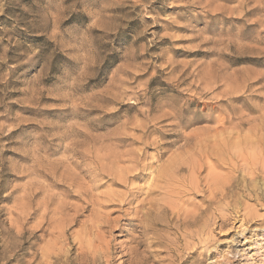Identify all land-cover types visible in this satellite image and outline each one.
Masks as SVG:
<instances>
[{
	"label": "rangeland",
	"instance_id": "obj_1",
	"mask_svg": "<svg viewBox=\"0 0 264 264\" xmlns=\"http://www.w3.org/2000/svg\"><path fill=\"white\" fill-rule=\"evenodd\" d=\"M142 149L145 173L187 169L139 223L149 173L122 209L101 174ZM107 243L111 264H264V0H0V264H106Z\"/></svg>",
	"mask_w": 264,
	"mask_h": 264
},
{
	"label": "bare ground",
	"instance_id": "obj_2",
	"mask_svg": "<svg viewBox=\"0 0 264 264\" xmlns=\"http://www.w3.org/2000/svg\"><path fill=\"white\" fill-rule=\"evenodd\" d=\"M238 85V84H237ZM172 111V110H171ZM176 111H177V109H176ZM165 112H167V113H169V111H165ZM173 113H174V109H173V111H172ZM172 113V114H173ZM171 114V113H170ZM174 116H175V114H173ZM177 115V114H176ZM163 116V115H162ZM161 117V116H160ZM171 117V116H170ZM173 117V116H172ZM177 118V116H175V117H173V119H176ZM147 119V118H146ZM157 119V118H156ZM160 119V118H159ZM158 119V120H159ZM178 119V118H177ZM152 120V119H151ZM234 120V119H233ZM233 120H228L229 121V123H231L230 121H233ZM236 120V119H235ZM242 120V119H241ZM191 121V120H190ZM155 122V121H154ZM160 122H162V121H160ZM173 122V124H174V122H175V120L173 121L172 119H171V122H170V125H171V123ZM177 122V121H176ZM235 122V121H234ZM246 122H247V120H246ZM245 122V123H246ZM167 123V122H166ZM239 123V122H238ZM247 123H249V122H247ZM247 123H246V125H247ZM221 124H222V122H221ZM225 124V123H224ZM166 125V124H165ZM164 125V126H165ZM176 125V124H175ZM181 125V124H180ZM191 125V124H190ZM223 125V124H222ZM227 125H228V123H227ZM233 125V124H232ZM231 124L230 125H228L229 127L230 126H232ZM236 125H239V124H236ZM235 125V123H234V126H236ZM241 125H242V123H241ZM243 125H244V121H243ZM159 126H160V124H159ZM167 126V125H166ZM169 126V125H168ZM183 126V125H182ZM221 126V125H220ZM225 126V125H224ZM240 126V125H239ZM174 127V126H173ZM172 127V128H173ZM177 127V126H176ZM180 127V126H179ZM242 127V126H241ZM240 127V128H241ZM146 128V127H145ZM144 128V129H145ZM186 128V127H185ZM220 128H222V127H220ZM225 128V127H224ZM235 128V127H234ZM239 128V129H240ZM144 129H142V130H144ZM152 129V128H151ZM154 129V128H153ZM174 129V128H173ZM176 129V128H175ZM181 129V128H180ZM183 129V128H182ZM225 129H227V126H226V128ZM233 129V128H232ZM239 129H237V130H239ZM258 129V128H257ZM161 130V129H160ZM236 130V129H235ZM145 131V130H144ZM162 131V130H161ZM223 131V130H222ZM221 131V132H222ZM225 131V130H224ZM172 132H173V130H172ZM179 132V131H178ZM225 132H227V131H225ZM242 132V131H241ZM158 133V132H157ZM161 133V132H160ZM169 133H171V132H169ZM224 133V132H223ZM152 134V133H151ZM176 134V133H175ZM164 135V134H163ZM182 134H180V136H181ZM224 135V134H223ZM150 136V135H149ZM169 136V135H168ZM183 136V135H182ZM144 137V136H143ZM177 137V136H176ZM175 137V138H176ZM222 137V136H221ZM150 138V137H149ZM164 138V137H163ZM163 138H160L161 140L163 139ZM224 138V137H223ZM138 139H141V138H139L138 137ZM137 139V140H138ZM148 139V138H147ZM146 139V140H147ZM184 139V138H183ZM186 139H187V137H186ZM226 139V138H225ZM131 140V139H130ZM153 140V139H152ZM163 140H165V139H163ZM179 140H181V138H179ZM190 140V139H189ZM128 141V140H127ZM141 141V140H140ZM139 141V142H140ZM184 141V140H183ZM192 140H190V142H191ZM225 141V140H224ZM236 141V140H235ZM138 142V143H139ZM143 142V141H142ZM150 142V141H149ZM155 142H156V140H155ZM154 142V143H155ZM165 142V141H164ZM176 142V141H175ZM175 142H174V144H175ZM180 142V141H179ZM189 142V143H190ZM222 142V141H221ZM221 142H219V143H221ZM226 142V141H225ZM225 142H223V144L225 143ZM133 143H134V140H133ZM132 143V144H133ZM148 142H145V140H144V142H143V145H146ZM154 143H151V144H154ZM169 143V142H168ZM186 143H187V141H186ZM215 143V142H214ZM228 143V142H227ZM248 143V142H247ZM135 144V143H134ZM141 144V143H140ZM157 144V143H156ZM184 144H185V142H184ZM117 145V144H116ZM123 145V144H122ZM124 145H126V143L124 144ZM143 145H142V147H143ZM161 145H165V144H162V142L160 141V144H159V146H160V148H161ZM172 145V144H171ZM194 145V144H193ZM221 145V144H220ZM227 145V144H226ZM248 145V144H247ZM118 146V145H117ZM116 146V147H117ZM129 146H131V145H129ZM134 146V145H133ZM173 146V145H172ZM224 146H225V144H224ZM170 147V146H169ZM186 147V150L188 149L187 147L188 146H185ZM227 147V146H226ZM123 148V147H122ZM149 148V147H148ZM195 148V147H194ZM193 148V149H194ZM198 148V147H197ZM222 148H223V146H222ZM225 148V147H224ZM229 148V147H228ZM119 149V148H118ZM144 149V148H143ZM143 149H142V151H138V152H129L128 154H118L114 159H113V161L111 162V167L110 168H108L106 171H104L105 173H103V174H101L102 176H103V179H101L102 178V176L100 175V176H98V175H96V177L98 176V177H101L100 179L101 180H104V178L106 179V182L107 183H110L111 185H116V186H121V187H123L124 189H125V193H124V195H119V194H117L113 199H111V201L109 200V202H113V203H118L119 204V206H120V208L122 209L123 207H125L126 205H127V202H128V198H129V196L130 195H132L133 193H137V192H139V193H141V191H139V188L135 185V186H132L131 184H129L130 182H132L133 180H139V179H144V176L146 175V173H149V175H150V178H148L149 179V182H148V186H146L145 185V187H147L145 190H144V193L146 194V198H144V199H146V203H147V208L145 209V212L144 213H142V216H140L139 217V215H137V214H135L137 217V220L139 221V223H144V220H146L147 219V217H149V215H150V213H151V215H152V211H153V213L155 212L154 210L156 209V208H158V210L159 209H165V206H164V204L163 203H161V204H159L158 202L161 200V199H159V197H158V199L156 198H153V195H155V194H157V196L159 195V196H161V195H164V196H168V197H170L171 196V193H175L174 191H179V193L181 194V192L183 193V191L182 190H180L181 188H176V189H173L172 187H173V185H172V187H171V183H173L174 181H176L178 184H179V182L181 183V181H180V179L178 180V178L177 177H179V175H181L180 173L181 172H184V171H186V169L187 168H185V164L183 163V161H181L180 160V158L178 159V161L177 160H175V161H172V160H170V158H168L167 160H165L164 161V165L161 167V168H156V169H154L153 168V170L152 171H150V172H146L145 173V171L147 170V168H152V164H147V163H145L144 162V160L145 159H147V157H149V156H147L146 154H145V152L143 151ZM165 149V148H164ZM167 149V148H166ZM193 149L191 150V151H193ZM181 150V149H180ZM197 149H195V151H196ZM229 150V149H228ZM147 151V150H146ZM184 151V150H183ZM189 151V150H188ZM187 151V152H188ZM198 151V150H197ZM217 151V150H216ZM224 151H225V149H224ZM230 151V150H229ZM228 151V152H229ZM166 150L164 151H161V150H159V152H157V158H158V161H159V159H162L163 157H165V155H167L166 154ZM186 152V151H185ZM202 152H205V151H203L202 150ZM207 152V151H206ZM191 153V152H190ZM190 153H188V154H190ZM192 153H194V152H192ZM199 153V152H198ZM223 153V152H222ZM184 154V153H183ZM187 154V155H188ZM202 154H204V153H202ZM207 154H208V152H207ZM213 154V153H212ZM215 154V153H214ZM225 154H226V151H225ZM229 154V153H228ZM227 154V155H228ZM195 155V154H194ZM199 155V154H198ZM227 155H226V157H227ZM204 156H206V155H204ZM218 156V155H217ZM222 156V155H221ZM229 156V155H228ZM181 157V156H180ZM184 157V156H183ZM188 157V156H187ZM195 157V156H194ZM200 157V159H201V156H199ZM207 157V156H206ZM212 157V156H211ZM216 157V156H215ZM220 157V156H219ZM223 157V156H222ZM126 158V159H125ZM185 158V157H184ZM189 158V157H188ZM192 158V157H191ZM196 158H198V157H196ZM209 158V157H208ZM207 158V159H208ZM190 159V158H189ZM203 159V158H202ZM206 159V160H207ZM204 161H203V163L205 162V157H204V159H203ZM209 160V159H208ZM199 161V160H198ZM218 161V160H217ZM144 162V163H143ZM199 162H201V161H199ZM207 162V161H206ZM193 163V162H192ZM209 163V162H208ZM125 164H127V165H125ZM156 164V163H155ZM202 164V163H201ZM200 164V165H201ZM207 164V163H206ZM205 164V165H206ZM218 164V163H217ZM222 164H224V163H222ZM197 165V164H196ZM193 166V165H192ZM198 166H199V164H198ZM204 166V165H203ZM203 166H200L199 168H198V171H199V169L201 170V169H204L203 168ZM217 166H219V165H217ZM222 166V165H221ZM206 167V166H205ZM207 168V167H206ZM190 169V168H189ZM210 169H211V167H210ZM192 170L194 171V172H196V168H192ZM205 170V169H204ZM207 170V169H206ZM97 171V169L95 170V172ZM148 171V170H147ZM197 171V172H198ZM99 172V171H98ZM98 172H97V174H98ZM188 172V171H187ZM93 173V172H92ZM100 173V172H99ZM91 174V173H90ZM94 174V173H93ZM184 174V173H183ZM187 174V173H186ZM191 174V173H190ZM197 174V173H196ZM202 174V173H201ZM95 175H94V182H95ZM189 175V174H188ZM192 175H195V174H193L192 173ZM185 176V175H184ZM191 176V175H190ZM93 177V176H92ZM91 177V178H92ZM199 177V176H198ZM204 179V178H203ZM207 179V178H206ZM97 180V179H96ZM101 180H98V181H101ZM201 180V179H200ZM90 181H93V180H90ZM98 181H97V183H98ZM147 181V180H146ZM182 181H184V180H182ZM187 181H188V178H187ZM199 181V180H198ZM202 181V180H201ZM205 181V180H204ZM208 181V180H207ZM73 182V181H72ZM185 182V181H184ZM196 182V181H195ZM210 182V181H209ZM74 183V182H73ZM96 183V182H95ZM119 183H121V185L119 184ZM191 184H190V186H189V189L188 190H194V189H197V187L195 188V185H193L192 184V182H190ZM123 184V185H122ZM160 184H162V185H160ZM188 184V183H187ZM203 184V183H202ZM75 185H77V184H75ZM79 185H80V183H79ZM81 185H82V183H81ZM84 185V184H83ZM205 185V184H204ZM207 185H208V182H207ZM73 186V185H72ZM174 186H176V185H174ZM181 185H179V187H180ZM187 186V185H186ZM196 186H197V184H196ZM200 186V185H199ZM69 187H71V186H69ZM183 187V186H182ZM184 187H185V185H184ZM202 187V186H201ZM205 187V186H204ZM175 188V187H174ZM203 188V187H202ZM202 188H200L201 190H202ZM208 188V187H207ZM211 188V187H210ZM71 189H73V190H76V188L74 189V188H71ZM84 189V188H83ZM92 189V188H91ZM183 189V188H182ZM185 189V188H184ZM199 189V188H198ZM210 190V189H209ZM198 191V190H197ZM75 192V191H74ZM92 192V191H91ZM193 192V191H192ZM200 192H203V191H200ZM213 192V191H212ZM211 192V193H212ZM138 193V194H139ZM194 193H196V192H194ZM199 193V192H198ZM91 194V193H90ZM90 194H89V192L87 193L86 192V190L85 191H78V195L81 197V198H84V200L85 201H89V198L91 197L90 196ZM213 194H214V192H213ZM185 195H187V194H185ZM184 195V196H185ZM196 195V194H195ZM145 196V195H144ZM156 196V195H155ZM154 196V197H155ZM223 196V195H222ZM213 197V196H212ZM80 198V199H81ZM93 198V197H92ZM171 198V197H170ZM172 198H175V197H172ZM178 198V197H177ZM181 198V197H180ZM184 198V197H183ZM131 199V198H130ZM176 199V198H175ZM214 199V198H213ZM84 200H82L83 202H84ZM180 200V199H179ZM182 200V199H181ZM158 201V202H157ZM176 201V200H175ZM182 201H184V200H182ZM178 202V201H177ZM185 202H187V201H184V203ZM92 202L90 201V203L89 204H91ZM144 203V202H143ZM178 203H180V202H178ZM94 204V203H93ZM209 204H210V201H209ZM101 205V204H100ZM143 205V204H142ZM174 205V204H173ZM181 205V204H180ZM183 205V204H182ZM212 205V204H211ZM88 206V205H87ZM108 206V205H107ZM141 206V205H140ZM158 206V207H157ZM106 206L104 205L103 206V208H105ZM128 207V206H127ZM142 207H144V205L142 206ZM100 208V207H99ZM102 208V207H101ZM139 208H141V207H139ZM166 208H168L167 206H166ZM175 208V207H174ZM181 208V207H180ZM179 208V209H180ZM183 208V207H182ZM211 207H209V209H210ZM125 209V208H124ZM127 209H129V208H127ZM177 209V208H176ZM179 209H178V211H179ZM157 210V209H156ZM157 210V211H158ZM173 210V209H172ZM204 210V209H203ZM125 211H127V210H125ZM168 211H169V209H168ZM167 211V212H168ZM171 211V210H170ZM169 211V212H170ZM183 211H186V210H184L183 209ZM182 211V212H183ZM200 211V210H199ZM176 212V211H175ZM205 212V211H204ZM137 213H139V211L137 212ZM175 214V213H174ZM181 214V213H180ZM196 214V213H195ZM163 215V214H162ZM178 215V214H177ZM186 215V214H185ZM204 215V214H203ZM152 216H154V215H152ZM151 216V218H153ZM174 216V215H173ZM187 216V215H186ZM175 217V216H174ZM159 218V217H158ZM169 219H170V216L168 217ZM180 218V217H179ZM198 218V217H197ZM202 217L200 216V220L202 221V219H201ZM174 219V218H173ZM176 219V218H175ZM174 219V220H175ZM178 219V218H177ZM105 220V219H104ZM134 220V219H133ZM151 220H153V219H151ZM198 220V219H197ZM136 221V220H135ZM154 221H155V219H154ZM153 221V222H154ZM177 221V220H176ZM181 221V220H180ZM189 221H191V220H189ZM102 222H103V220H102ZM158 222V221H157ZM172 222V221H171ZM200 222V221H199ZM100 223H101V221H100ZM105 223V222H104ZM179 223H181V222H179ZM149 224V223H148ZM152 224V223H151ZM154 224V223H153ZM106 225V224H105ZM160 225V224H159ZM184 225V224H183ZM192 225V224H191ZM99 226H101L100 224H99ZM147 226H149V225H147ZM153 226V225H152ZM193 226V225H192ZM191 226V227H192ZM105 227H107V226H105ZM154 227V226H153ZM162 227V226H161ZM184 227V226H183ZM103 228V227H102ZM110 228V227H109ZM143 228V227H142ZM159 228V227H158ZM163 228H164V226H163ZM194 228V227H193ZM192 228V229H193ZM98 229V228H97ZM108 229V228H107ZM153 229V228H152ZM176 229V228H175ZM148 230V229H147ZM108 233H111L110 231H107ZM106 232V233H107ZM178 232H180V230L178 231ZM142 233V232H141ZM189 234V233H188ZM195 234V233H194ZM100 235V234H99ZM106 235V234H105ZM108 235V234H107ZM143 235V234H142ZM141 239V238H140ZM197 239V238H196ZM138 243V242H137ZM141 243V242H140ZM137 245V244H136ZM140 244H138V246H139ZM105 247H103V248H105L104 249V252L101 254V257L102 258H104L105 260L103 261V262H106V264H111V262L109 261L110 259H109V257H108V255H109V253H110V250H111V248H110V245L107 243L106 245H104ZM101 248H102V246H101ZM135 248V247H134ZM132 249V248H131ZM99 250V249H98ZM137 251L134 249L131 253L133 254V253H136ZM81 254V253H80ZM139 254V256H140V253H138ZM129 255V254H128ZM132 256V255H131ZM136 256V255H135ZM139 256L137 255V257L139 258ZM129 257V256H128ZM79 258V257H78ZM137 258V259H138ZM141 258H142V256H141ZM81 262H82V264H87L89 261H87V259H86V256H85V254H83L82 253V255H81ZM130 259V258H129ZM134 259V258H133ZM140 259V258H139ZM79 260H80V258H79ZM99 260V259H98ZM135 260H136V258H135ZM134 260V261H135ZM141 260V259H140ZM96 261V259H93L92 260V263H94ZM67 262V261H66ZM79 262V261H78ZM100 261H98V263H99ZM140 262V261H139ZM96 263V262H95ZM131 263H132V261H131ZM135 264V263H134ZM140 264V263H139Z\"/></svg>",
	"mask_w": 264,
	"mask_h": 264
}]
</instances>
